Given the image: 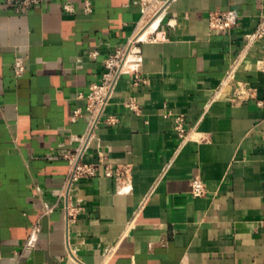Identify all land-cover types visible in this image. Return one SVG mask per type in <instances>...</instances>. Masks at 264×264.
<instances>
[{
	"label": "crops",
	"instance_id": "0c3cea01",
	"mask_svg": "<svg viewBox=\"0 0 264 264\" xmlns=\"http://www.w3.org/2000/svg\"><path fill=\"white\" fill-rule=\"evenodd\" d=\"M90 1L17 12L0 0V264H264V38L246 39L264 0H172L159 40L142 44L147 82L121 77L84 157L128 165L127 179L100 166L66 198L64 153L87 129L89 86L144 17L141 0ZM229 9L239 23L211 28L209 13ZM167 112L186 115L185 140ZM193 176L206 195L191 194ZM67 201L83 208L69 233Z\"/></svg>",
	"mask_w": 264,
	"mask_h": 264
},
{
	"label": "built area",
	"instance_id": "2783aa9c",
	"mask_svg": "<svg viewBox=\"0 0 264 264\" xmlns=\"http://www.w3.org/2000/svg\"><path fill=\"white\" fill-rule=\"evenodd\" d=\"M39 1L40 0H7L8 3H11L15 6L17 12H24L32 4L38 3ZM171 1L172 0H141L143 4L144 17L138 28L123 45L115 47V49H113L106 57L103 65L104 70L102 72L101 80L91 82L89 86V92L87 94L89 99L87 106V129L82 135L76 137V147L73 149H68L64 153V156L69 163V170L65 179V184L60 191V196L68 198L69 192L74 183L83 177H93L97 175L100 166L105 168L104 170L107 176H114L118 183H123L124 180L127 179L130 171V167L128 165L114 168L108 162L106 155H100L96 162H87L85 161L84 157L91 143L97 137L100 125L104 121L110 123L112 122L110 118H105L104 115L111 103L121 77L126 73H131L134 75L135 84L147 82V79L143 77L139 70L140 62L142 60V44L146 41L159 40V37L157 36V30L159 28L162 16ZM65 7L70 10V5L68 3L65 4ZM84 10L86 12L92 11V2L90 0H86ZM240 16V12L236 9L212 11L209 13V25L213 29L222 31L228 30L235 27L239 23ZM155 19H158L157 25L144 36V27ZM263 38L264 6L262 7L260 13V21L258 26L253 31H250L246 34L248 45H252L258 39ZM90 54L95 57L98 52L92 51ZM25 70L26 58L17 57L14 62V71L16 75H22ZM239 94H241V91ZM128 106L134 110L140 108L139 105L133 100L128 102ZM83 114L84 112L81 108H77L74 111L75 117H80ZM165 115L168 117L173 116L176 133L181 140H185L189 133L186 115L184 113L172 115L170 112H167ZM190 186L191 194L195 197H202L207 193L205 183L198 176H193L190 178ZM262 199L264 203V190L262 193ZM82 210L83 208L81 206L73 205L69 203V201L66 202L64 206V216L67 233H69L70 225L76 221ZM37 227L38 224L34 227V230ZM32 246L33 242L31 240L25 244V248H31ZM68 257L77 260V257L75 256L70 245H68Z\"/></svg>",
	"mask_w": 264,
	"mask_h": 264
},
{
	"label": "bare ground",
	"instance_id": "6f19581e",
	"mask_svg": "<svg viewBox=\"0 0 264 264\" xmlns=\"http://www.w3.org/2000/svg\"><path fill=\"white\" fill-rule=\"evenodd\" d=\"M157 23H158V19H155V20L149 22V24H148L147 26L144 27L145 32H144L143 35L145 36L149 31H151L152 29H154V27L157 25ZM153 25H154V26H153ZM151 27H152V28H151Z\"/></svg>",
	"mask_w": 264,
	"mask_h": 264
}]
</instances>
